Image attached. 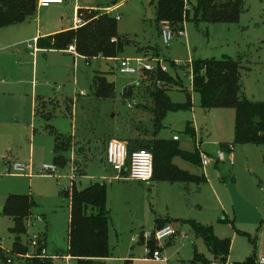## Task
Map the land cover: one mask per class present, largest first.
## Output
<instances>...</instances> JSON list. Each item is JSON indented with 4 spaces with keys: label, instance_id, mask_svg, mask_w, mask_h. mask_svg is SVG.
I'll return each instance as SVG.
<instances>
[{
    "label": "rangeland",
    "instance_id": "374dc122",
    "mask_svg": "<svg viewBox=\"0 0 264 264\" xmlns=\"http://www.w3.org/2000/svg\"><path fill=\"white\" fill-rule=\"evenodd\" d=\"M187 1L190 18L176 28L185 35L174 37L170 45L164 43L157 25L158 0H65L43 8L36 0V11L24 22L0 26V246L14 264H22L14 251L15 242L19 239L26 246L34 233H40V245L48 255L68 254L71 209L62 191L71 190L73 181L78 189L94 183L106 187L110 246L106 264H221L196 234L195 222L212 226L219 238L232 240L229 263L252 256V264H263L264 144L235 142L233 108L202 106L200 94L193 90L191 63L224 57L238 61L245 96L252 102H264V0H243L240 18L232 23L196 19L199 0ZM77 11L81 15L110 11L113 18L120 15L116 32L124 43L118 57L144 58L149 57L148 51L164 61L178 82L167 85L171 100L185 104L191 98L190 106L167 113L157 137L172 140L176 134L182 151L209 154L213 160L205 168L178 155L173 159L180 169L200 176L199 183L171 182L161 179V174L148 182L129 180L107 162L105 149L110 139L151 138L152 129H146L153 125L151 113L144 107L151 105L153 83L143 71L119 73L115 60L92 58L88 64L85 58L65 51L33 53L37 44L28 46L29 33L45 36L72 26ZM101 73L114 84L106 95L97 94L95 79ZM128 87L132 94L125 96ZM40 98L59 100L37 106L44 119L52 112L49 121L33 112V103L36 99L40 103ZM190 127L196 134L189 132ZM220 152L225 159L217 157ZM57 157L65 162L58 163ZM8 160L35 166L34 175L12 174L15 171ZM43 164L58 167L42 175ZM11 194L34 199L33 219L25 232L16 231L15 218L5 209ZM37 216L44 217V223L34 220ZM159 220L170 222L176 231L173 237L154 242L161 248L162 261L148 254L146 241L135 240L143 231L154 230ZM29 251L44 258L31 245ZM0 264L7 263L0 260ZM53 264L65 262L55 260ZM70 264L78 261L71 259Z\"/></svg>",
    "mask_w": 264,
    "mask_h": 264
},
{
    "label": "trees",
    "instance_id": "16d2710c",
    "mask_svg": "<svg viewBox=\"0 0 264 264\" xmlns=\"http://www.w3.org/2000/svg\"><path fill=\"white\" fill-rule=\"evenodd\" d=\"M189 8L187 0H158L157 22L168 21L176 30L186 19L190 18ZM36 9V0H0V26L21 23L32 16ZM243 9V0H199L195 6V18H202L210 22L232 23L239 20ZM87 16L90 20L89 23L78 31L64 32L60 39L40 38L39 46L42 48H66L75 39L79 52L90 57L99 54L105 57L118 56L123 50L124 42L119 38L115 42L112 41L113 37H118L116 18L95 11ZM144 73L149 75L148 77L153 83L149 93L151 105L144 107L151 113L150 120L153 125L151 127L145 125V127L148 130L152 129V136L149 139L129 137L127 141L129 149H145L153 153V179L161 174V179L171 182L199 183L200 176L190 174L173 163L174 157L178 155L200 165L198 151L196 153L184 152L179 149L175 139L164 140L157 137L167 113L180 107L190 106L191 98L185 104H176L171 100L167 85L178 82L170 76L168 71L155 70L144 71ZM192 73L193 90L200 94L201 104L205 109L233 108L235 110V142L264 144V102H252L245 96L241 82V65L238 61L228 57L194 61L192 62ZM95 80L98 95H106L114 88V84L108 82L104 77H96ZM108 87L111 88L109 91ZM131 90L132 87L125 88L124 95L130 96ZM47 117L50 118V116ZM50 131L54 132L53 127ZM189 132L194 133L193 128L190 127ZM57 139H59L58 136ZM56 149L60 151L58 147ZM56 160L62 164L65 162L61 157H57ZM202 179L206 180V176L203 175ZM62 193L69 197L71 209L68 254L75 258L78 264H106L105 259L110 257V246L109 211L105 185L94 183L83 189L73 187ZM33 202L34 199L30 195L11 194L8 197L5 209L14 216L18 233L27 230L26 220L30 216ZM166 224H170V222L159 220L156 226L162 227ZM193 227L196 234L204 239L212 254L219 259L221 264L253 263L252 256L242 262L229 263L228 257L232 240L219 238L214 234L212 226L195 222ZM14 247L16 255L29 252V245H23L19 239L15 242ZM150 247L152 250L156 248L154 242H151ZM37 250L40 253L42 249L39 247ZM7 258L5 250L0 248V260L7 263ZM51 263L52 260L39 259L36 255L35 258L26 260L25 264ZM213 263L207 262L206 264Z\"/></svg>",
    "mask_w": 264,
    "mask_h": 264
},
{
    "label": "built area",
    "instance_id": "2783aa9c",
    "mask_svg": "<svg viewBox=\"0 0 264 264\" xmlns=\"http://www.w3.org/2000/svg\"><path fill=\"white\" fill-rule=\"evenodd\" d=\"M65 0H37V4L39 7H49L52 4H63ZM119 18V17H118ZM76 23L78 25H83L84 21L81 18H76ZM161 34L164 40V43L170 45V42L176 36H184L185 32L183 30H175L170 25L168 21L161 22ZM38 37L31 39L29 42L36 43ZM29 47L31 45L29 44ZM70 51L77 52L76 47L74 45H70L68 47ZM37 51L36 46H34L33 53ZM118 70L121 74H138L139 72L144 71H155L162 70L167 71V66L164 64L162 59L154 58V57H136V58H122L119 60ZM193 75V73H192ZM159 83V82H158ZM175 140L179 139L178 135H174ZM228 149H233V144H228ZM217 157L219 159H225V153L220 152ZM106 158L107 162L112 166V168L118 172L126 171L129 179L138 180L141 182H148L153 179L154 176V156L153 153L149 150L145 149H135L130 150L128 143L123 140L112 138L107 143L106 148ZM213 159L210 158L209 154L204 151H200V161L201 166L203 168L207 167ZM230 163L233 164L234 161L232 158L229 159ZM8 164L17 174H23L28 176L34 175V167L31 164L22 163L14 160H8ZM56 164H43L41 166L42 175H50L57 170ZM38 223H43L44 218L38 216L35 218ZM30 221V219H29ZM176 234V231L172 224H166L162 227H156L154 230L143 231L139 236L135 238V240L143 239L148 244V254L155 260L162 261L165 260L161 251V248L156 246L154 250L150 248V242L160 241L165 238L173 237ZM42 240L40 233H34L29 238V245L33 246V248H39L40 241ZM1 248V247H0ZM37 252V251H36ZM24 259H32L35 258L36 253L28 252L25 255L18 254ZM41 256L47 259L57 260L62 259L65 260L66 264H70V256H62L52 255L49 256L46 254L45 250L42 249ZM13 263V259L7 258V264ZM260 263L264 264V254L260 257ZM213 264H218L214 262Z\"/></svg>",
    "mask_w": 264,
    "mask_h": 264
},
{
    "label": "crops",
    "instance_id": "0c3cea01",
    "mask_svg": "<svg viewBox=\"0 0 264 264\" xmlns=\"http://www.w3.org/2000/svg\"><path fill=\"white\" fill-rule=\"evenodd\" d=\"M118 6H120V4L118 5ZM39 7V6H38ZM41 8V7H40ZM112 9H114V8H112ZM91 11H88L87 13H85L84 15H81L80 14V12L79 11H77L76 12V15L74 16V20H73V24L74 25H72V26H68V27H63V28H59V29H57V30H52V31H49V32H47V34L45 35V36H43V35H37V36H34L32 33H29L28 34V39H27V43L28 44H31L32 42H29L31 39H33V38H35V37H38V40H37V42L36 43H34V44H37V46H36V48H37V51H40V50H49V51H51V50H58V51H65V52H68V53H71V54H73V55H75V56H79V57H82V58H85L86 60H87V63L88 64H90V60L92 59V58H94V59H102V58H107V59H109V60H115V61H117V66H116V70H117V68H118V64H119V60L120 59H122L121 57H118V56H115V57H105V56H103V55H101V54H99V55H96V56H94V57H90V56H88V55H85V54H83V53H81V52H79V50H78V48H77V44H76V40L74 39V41L72 42V43H70L66 48H42V47H40L39 46V39L40 38H46V37H52V38H54V39H60L61 37H62V34L64 33V32H67V31H71V30H75V31H78L80 28H82V27H84V25H86L87 23H89V19L87 18L88 16L87 15H89V13H90ZM100 14H108V15H110V11H107L106 13H100ZM81 18L83 21H84V24L83 25H78L77 23H76V18ZM119 17V18H118ZM114 18H116V20H119L121 17H120V15H117L116 17H114ZM24 22V21H23ZM22 23V22H21ZM157 25H158V27H160V32H161V23L159 24L158 22H157ZM25 26V25H24ZM23 26V27H24ZM22 27V28H23ZM26 28V27H25ZM25 28H23L22 30H24ZM117 39H118V37H113L112 38V41L113 42H115V41H117ZM70 45H74L75 47H76V50H77V52H73V51H70L69 49H68V47L70 46ZM29 46V45H28ZM146 54H148L150 57H153L152 55H150L149 54V52L147 51L146 52ZM128 58H134V57H128ZM191 67H192V63H191ZM117 71H119V70H117ZM168 71V70H167ZM166 71V72H167ZM120 73V72H119ZM96 77H104V78H106L105 77V75L104 74H99V75H96ZM193 80V79H192ZM109 82V81H108ZM111 83V82H110ZM49 102V101H51V102H54V104H56L59 100H56V99H53V100H51V99H46V98H43V99H39V102L40 103H38V99H36V101L34 102L35 103V105H34V103H33V112L36 114V116H41L42 117V115L41 114H39V111H38V108H37V106L40 104V105H43V103L44 102ZM48 114H50V118H48L47 116H45V119L44 120H46V121H49L52 117H53V114H52V112L50 113V112H48ZM48 118V119H47ZM51 123H47V125L48 126H52V125H50ZM53 127V126H52ZM36 130V129H35ZM54 130V129H53ZM193 130H194V133L196 134V131H195V129L193 128ZM56 134H60V133H56ZM176 135V134H175ZM173 137H174V135H173ZM172 137V139H174ZM180 140V137H179V139L178 140H176L177 142ZM124 141H128V139H126V140H124ZM108 143V142H107ZM229 144H232V143H229ZM106 148H107V145H106ZM199 153V152H198ZM105 155H106V149H105ZM85 156V155H84ZM199 156H200V154H199ZM182 157V156H181ZM183 158V157H182ZM107 159V158H106ZM184 159V158H183ZM186 160V159H185ZM19 162V161H18ZM201 162V161H200ZM77 163H82V160H80V161H77ZM27 164H29V163H27ZM194 164V163H193ZM56 165H58V164H56ZM194 165H196V164H194ZM196 166H198V167H201V164L200 165H196ZM10 167V166H9ZM11 168V167H10ZM124 172V171H123ZM121 173V172H120ZM12 174H14V175H16L17 173H12ZM125 174V178L126 179H129V177H128V174H127V172H125L124 173ZM17 175H22V176H28V175H23V174H17ZM205 176V175H204ZM117 177H118V175H117ZM119 177H122V176H120L119 175ZM123 178V177H122ZM129 180H132V179H129ZM136 181H138V180H136ZM74 182V187H77V182L76 181H73ZM78 188V187H77ZM69 188H66V189H64L63 191H65V190H68ZM62 191V192H63ZM63 194V193H62ZM38 217V216H37ZM30 218H32L33 219V217L30 215L29 217H28V219L26 220V225L28 226V223H29V219ZM35 218L36 217H34V220H35ZM44 218V217H43ZM44 221H45V218H44ZM44 223V222H43ZM171 224V223H170ZM29 245V244H28ZM1 247V246H0ZM39 247H41V249H44L43 248V245H40ZM2 249H4L3 247H1ZM5 250V249H4ZM42 251V250H41ZM47 254V253H46ZM22 255H25V254H22ZM48 255V254H47ZM60 257H62V256H70L69 254H66V255H60V254H58ZM16 256H18V257H20L19 258V260H21L20 262L22 263V264H25L26 263V260H28V259H24L23 257H21V256H19V255H16ZM50 256V255H49ZM71 259H75V258H73L72 256H70V260ZM108 259V258H107ZM107 259H105V261H107ZM52 260V259H51ZM57 260H62V259H57ZM70 260H69V263H70ZM55 260H52V264H53V262H54ZM228 261H229V258H228ZM64 262H66L65 260H64ZM66 264V263H65Z\"/></svg>",
    "mask_w": 264,
    "mask_h": 264
}]
</instances>
